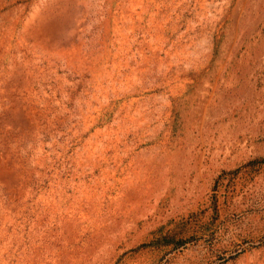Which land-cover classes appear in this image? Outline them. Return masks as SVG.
<instances>
[{"label": "rangeland", "instance_id": "obj_1", "mask_svg": "<svg viewBox=\"0 0 264 264\" xmlns=\"http://www.w3.org/2000/svg\"><path fill=\"white\" fill-rule=\"evenodd\" d=\"M0 264H264V0H0Z\"/></svg>", "mask_w": 264, "mask_h": 264}]
</instances>
